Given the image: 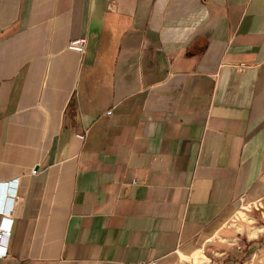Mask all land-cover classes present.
<instances>
[{"label":"crops","instance_id":"obj_1","mask_svg":"<svg viewBox=\"0 0 264 264\" xmlns=\"http://www.w3.org/2000/svg\"><path fill=\"white\" fill-rule=\"evenodd\" d=\"M5 226L0 264H264V0H0Z\"/></svg>","mask_w":264,"mask_h":264},{"label":"built area","instance_id":"obj_2","mask_svg":"<svg viewBox=\"0 0 264 264\" xmlns=\"http://www.w3.org/2000/svg\"><path fill=\"white\" fill-rule=\"evenodd\" d=\"M86 47H87V40L85 38H80L78 40H75L73 42L70 43L69 45V49L77 52L79 54H84L86 51ZM82 138H84L82 136ZM10 198L12 199L13 202L17 201V193L16 192H10ZM260 206V203L258 204ZM11 228H9L8 226L2 227L0 230V241L2 242L3 240L9 239L11 237Z\"/></svg>","mask_w":264,"mask_h":264}]
</instances>
